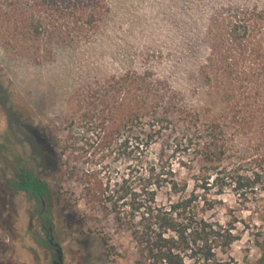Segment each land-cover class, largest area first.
Listing matches in <instances>:
<instances>
[{"label":"trees","instance_id":"16d2710c","mask_svg":"<svg viewBox=\"0 0 264 264\" xmlns=\"http://www.w3.org/2000/svg\"><path fill=\"white\" fill-rule=\"evenodd\" d=\"M5 9L0 40L8 38L14 48L22 42L23 58L35 64L54 57L55 49L94 43L111 14L106 0H8ZM202 42L194 73L206 90L200 105H190L149 67L116 72L74 96L63 139L54 137V149L39 156L42 167L62 168L83 139L96 144L100 166L84 174L85 202L108 209L128 232L137 253L133 264H231L235 227L204 217L193 203L200 198L205 204L208 193H230L240 203L264 194V140L258 142L264 132V3L209 4ZM175 157L195 172L203 195L159 205L162 189L174 196L186 189L175 177ZM119 159L136 162L134 187L113 176L111 163ZM7 187L35 200L39 212L41 201L49 206L48 183L24 166ZM43 217L50 220L48 210ZM257 264H264V250Z\"/></svg>","mask_w":264,"mask_h":264},{"label":"rangeland","instance_id":"374dc122","mask_svg":"<svg viewBox=\"0 0 264 264\" xmlns=\"http://www.w3.org/2000/svg\"><path fill=\"white\" fill-rule=\"evenodd\" d=\"M106 1L111 14L90 45L55 49L54 57L35 64L23 58L22 42L14 48L8 38L0 40V264H52L54 260L44 233L29 225L34 204L7 187L6 181L20 166L49 185L51 198L46 203L52 209V237L62 250L64 264H133L137 253L128 232L116 225L108 209L85 202L84 174L100 166L96 144L83 139L73 155L63 158L62 168L42 167L41 151L54 146V137L63 139L66 121L77 104L75 95H84L90 83L133 67H149L164 75L190 105H200L206 90L194 73L204 56L202 32L209 4L242 7L264 3ZM6 4L8 0H0V15L8 11ZM261 139L264 132L259 133L260 144ZM151 152L154 158L158 147ZM171 161L175 177L186 189L178 196L162 189L157 204L202 197L195 172L181 167L176 157ZM110 169L113 176L124 177L134 187L136 162L119 159ZM203 197L205 204L200 198L193 203L199 213L235 227L239 240L229 251L231 264H257L264 250V194L248 203H240L230 193ZM210 201L214 203L207 206Z\"/></svg>","mask_w":264,"mask_h":264},{"label":"flooded vegetation","instance_id":"af4514ba","mask_svg":"<svg viewBox=\"0 0 264 264\" xmlns=\"http://www.w3.org/2000/svg\"><path fill=\"white\" fill-rule=\"evenodd\" d=\"M21 169H23L22 166L16 168V170L13 172L12 176L7 181L11 182V180L14 178L15 174L17 172H19ZM7 181H6V183H7ZM16 193L24 194L23 192H16ZM24 195L26 196V194H24ZM29 200H31L32 203L34 204V206H33L34 212H32L33 214L30 213L29 225L30 226L36 225L44 233V239L46 241V244L49 246V248L52 251H54V260L52 261V264H55V262L57 261L56 250H57V247L59 245L53 241V237H52V228L54 225L52 209L50 208V206H47L44 201H41L42 210H41V212H39L38 205L35 202V200H33V199H29ZM47 210H48V213L50 215V220L45 219L43 217L44 212ZM50 223H52V226H50L51 225ZM62 262H63V253H62ZM63 264H64V262H63Z\"/></svg>","mask_w":264,"mask_h":264},{"label":"water","instance_id":"95a60500","mask_svg":"<svg viewBox=\"0 0 264 264\" xmlns=\"http://www.w3.org/2000/svg\"><path fill=\"white\" fill-rule=\"evenodd\" d=\"M56 255H57V261L55 262V264H63V262H62V251H61V248L59 246L57 247Z\"/></svg>","mask_w":264,"mask_h":264}]
</instances>
